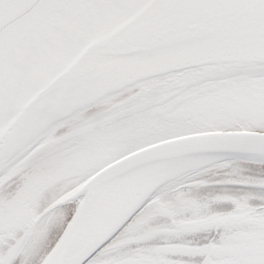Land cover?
Returning <instances> with one entry per match:
<instances>
[{
	"label": "water",
	"instance_id": "95a60500",
	"mask_svg": "<svg viewBox=\"0 0 264 264\" xmlns=\"http://www.w3.org/2000/svg\"><path fill=\"white\" fill-rule=\"evenodd\" d=\"M124 0H0V94L7 91L19 70L32 63L37 51L57 44L62 33L73 34V26L96 9H108ZM264 44V0H147L127 21L89 43L63 70L57 73L26 101L0 137V144L17 132L32 129L49 115L61 121L80 104H89L114 91L186 69L227 63H258L264 59H228L190 62L146 75L128 76L124 60L160 51L206 43L229 45ZM215 61V62H213ZM260 64V63H258ZM178 67V68H176ZM125 81L110 85L113 78ZM18 79V78H17ZM108 87H107V86ZM99 88V89H98ZM93 89V90H92ZM84 99H77L79 92ZM76 100L77 103H76ZM50 124V125H51ZM49 125V126H50ZM48 126V127H49ZM28 127V128H27ZM259 137L256 145L264 160V136L253 130H216L166 139L137 150L98 171L61 205L81 204L57 250L43 264H84L102 249L149 202L160 185L146 187L134 201H122L113 210L106 194L111 183L142 167L172 162L198 155H227L242 150L243 138ZM176 178V177H175ZM217 219L197 223L198 231L218 230ZM215 247L210 246L201 264H212Z\"/></svg>",
	"mask_w": 264,
	"mask_h": 264
},
{
	"label": "rangeland",
	"instance_id": "374dc122",
	"mask_svg": "<svg viewBox=\"0 0 264 264\" xmlns=\"http://www.w3.org/2000/svg\"><path fill=\"white\" fill-rule=\"evenodd\" d=\"M253 62L264 66V61ZM32 65L30 63L25 68ZM251 67L254 66L190 81L186 80L193 71L182 74L175 72L164 78L147 79L145 82L114 91L103 98L98 96L96 101L87 105L80 104L74 108H77L75 112L56 122L54 126L51 124L47 127L42 137L34 136L32 129L28 127L20 130L0 144V149L11 150L4 151L5 160L0 162V181L46 137L35 150L43 153L27 161V165L38 163L37 171L26 182L27 189L33 188L23 189L20 195L13 199L14 202L0 207V222L3 221L0 226L19 224V218L24 215L26 208L23 202L34 198L30 193L37 190L34 186L45 182L50 185L63 182V198H66L109 164L154 143L186 134L228 130L232 123H239L244 119L250 123L246 124V128H249L247 130L264 125V76H249L247 70ZM17 78H13L6 86L7 90L17 87ZM232 79H238L242 86H234ZM4 94L7 95L8 92ZM15 115L0 130V137ZM60 138L61 143L56 145L55 142ZM8 155L10 157L6 159ZM165 163L142 167L111 183L106 192L110 209L113 210L122 201L138 199L146 187L154 182L160 186L146 200L159 201L160 195L177 190L194 178L162 189L165 184L183 175H191L218 164V161L176 178L158 182L156 169ZM261 172L263 173L259 175L264 174V170ZM232 181L229 179L224 184L236 183ZM44 199L46 198L41 200ZM158 206L160 209L159 204H153L151 207ZM248 207L249 205H240L239 211L245 213ZM77 208V203H71L67 206H54L42 213L37 221L32 223L28 240L21 246L22 253H31L24 257L21 263L43 264L48 260L63 240ZM247 213L249 215L244 216L241 225H238L241 223L239 221L228 223L229 226L226 227L221 224L220 229L224 234L218 242L207 244L199 249L200 251H196V248L191 249V252H186L187 249L182 251L184 254L201 253L204 256L210 246L217 244L212 264H264V211L250 207ZM150 214L149 208L136 215L111 243L99 251L91 264L165 263L160 259L161 255H169L177 248H172L168 243L159 248L162 245L152 242L147 244L146 240L161 236L159 238L162 241H169L174 234L166 232L163 228L152 227L162 223L153 219ZM23 222L22 220L21 224ZM196 224L184 222L183 228L195 231ZM142 229L146 232H142ZM158 248L162 251H157Z\"/></svg>",
	"mask_w": 264,
	"mask_h": 264
},
{
	"label": "trees",
	"instance_id": "16d2710c",
	"mask_svg": "<svg viewBox=\"0 0 264 264\" xmlns=\"http://www.w3.org/2000/svg\"><path fill=\"white\" fill-rule=\"evenodd\" d=\"M257 65L259 64H214L190 68L184 71H180L179 73L182 74L183 72L193 71V73L189 76L188 80H186L190 81L200 78H209L213 75H221L228 72H232L237 69H244L250 66ZM168 75L170 74L163 75L158 78H164ZM232 80L233 81H231V83L234 86H242L238 79ZM245 83L247 84V82ZM245 83H243L244 86ZM207 84H210V82H207ZM246 124L250 123L244 119L242 122L232 123V127H230L229 129H249L245 127ZM255 127H264V125H259ZM61 138L55 142L56 145L61 143ZM42 153L43 151H34L24 162L11 169L2 179V181L0 182L1 208L6 207V204L9 205L14 202L15 198L20 195V191H22L23 189L31 190V188H33L30 187L29 189H27L26 182L33 175V173L37 171L38 163L29 165H27L26 163L33 157H36L37 155H40ZM240 167L241 166L236 163H233L231 167H228L227 165H224L222 163H218L205 169H202L198 172H194L191 175H183L167 183L166 185H164V187H162V189H167L175 184L185 182L191 178L194 179L187 181L185 185L180 186L177 190H170L167 193L160 195L159 197L161 198V200L153 201L152 203H149L144 207L142 211L150 208V216H152L153 219L159 220L162 223L160 225L155 224V226L151 224L152 227H154L155 229L163 228L167 230L166 232H172L174 234V237H171L169 241H162V239L159 238L161 236L146 240L147 244L151 242L158 243L159 245L168 243L169 245H171L172 248H177L173 251V253L169 255H161L162 257L160 259H163L165 262L163 264H175L176 260L178 259V254L184 253V251H182L183 249H187L186 252H191V249H193L194 247H191L190 243L192 241L202 239V237L197 234L204 232H200L198 230H189V228H183L184 222L187 224L194 225L201 220L213 218L218 219L221 222L223 221L222 225L225 227L229 226L228 223H235V221L241 222L238 225L242 224V221H244L245 219L244 216L249 215L247 211L251 207L248 202L249 197L245 195L244 192H242L246 189H243L240 186H231L233 184H224V182L228 181L229 179L231 181H235V184L245 182L239 171ZM243 167L248 169V175H259V173H263L261 171L264 170V167L258 168L257 166L251 164H245L243 165ZM46 183L47 182L43 183L40 186H34L35 188H37V190L30 192L32 196H34V198L32 200L23 202V205H25L26 208L24 210V215L19 218V224L0 226V264H14L17 258H20V261L22 262L24 257L29 256L31 253L26 255L22 253L21 246L28 240L27 237L30 230L29 228L32 226V223L37 221V219L42 213L51 210L54 206L61 205V201L65 199L63 198L65 194V190H63V182H55L52 185ZM216 183L229 186V190L233 191L234 194L221 193V190L219 188L211 186ZM261 184V187H264L263 180L261 181ZM44 197L46 199L42 201L41 199H43ZM81 200L82 198L72 202L68 201L67 205L71 203H79L80 205ZM153 204H159L161 208L159 209V206L151 207ZM224 204L234 205L232 210L228 211L230 215H228V212L221 211L217 207L219 205ZM240 205L244 207L249 205L245 213H243L244 211H239ZM155 216L157 217L155 218ZM22 220L24 221V224H21ZM2 222L3 221H1L0 223ZM6 222L7 221H5V223ZM142 230V232H146L144 231V229ZM219 230H221L220 227ZM222 234H224L223 231ZM117 235L109 243H111L117 237ZM206 245L207 244H205V246ZM196 249V251H200L199 249L201 248Z\"/></svg>",
	"mask_w": 264,
	"mask_h": 264
},
{
	"label": "bare ground",
	"instance_id": "6f19581e",
	"mask_svg": "<svg viewBox=\"0 0 264 264\" xmlns=\"http://www.w3.org/2000/svg\"><path fill=\"white\" fill-rule=\"evenodd\" d=\"M146 1L124 0L123 3L111 4L108 9H96L89 18L73 26L72 29L75 30L73 34L62 33L58 37L57 44H50L44 50L37 51L32 61L33 65L19 70L17 87L7 90V95L0 94V130L42 84L67 67L89 43L127 21ZM228 59H264V44L252 42L223 46L206 43L185 45L148 56L127 58L124 60V68L129 72L128 76H141L190 62ZM125 80L123 76L115 77L110 85H116ZM85 93L79 92L76 95L77 99H84ZM56 118L55 115L45 116L36 127L32 128V134L38 138L42 137L44 131ZM4 151L11 150L0 149V162L5 160L6 152ZM217 156H190L161 164L156 169L158 182L173 179L188 171L214 163L217 161ZM9 157V155L6 156V159Z\"/></svg>",
	"mask_w": 264,
	"mask_h": 264
},
{
	"label": "snow or ice",
	"instance_id": "6c2138e0",
	"mask_svg": "<svg viewBox=\"0 0 264 264\" xmlns=\"http://www.w3.org/2000/svg\"><path fill=\"white\" fill-rule=\"evenodd\" d=\"M10 2V0H5V3ZM213 2H224V0H213ZM248 3L256 4L259 0H246ZM247 74L252 77H261L264 76V66H254L247 70ZM247 127V126H245ZM235 130H241L236 128ZM251 130L256 131L261 136H264V127H254ZM244 143L242 150L231 152L227 155L217 156L218 163H222L231 167L233 163L239 164L241 167L239 169L244 183H237L231 186H240L243 189H246L244 192L245 195L249 197V205L256 209L257 211H264V187H261V181L264 180V174L260 175H248V169L244 168L243 165L251 164L255 165L258 168L264 167V161L261 160L258 151L256 150V145L260 143L259 137L253 138H243ZM212 187L219 188L221 193L234 194L233 191L229 190V186H225L220 183L211 185ZM219 210L228 212L231 211L234 205L224 204L217 206ZM197 235L201 236V240L192 241L190 243L191 247L194 248H203L205 244L218 242L220 236L222 235L221 230L212 229L204 233H198ZM100 249L94 252L91 256L85 260L84 264H91V261L98 255ZM203 260V254L201 253H180L178 254V259L175 264H201ZM14 264H21L20 258H17Z\"/></svg>",
	"mask_w": 264,
	"mask_h": 264
},
{
	"label": "flooded vegetation",
	"instance_id": "af4514ba",
	"mask_svg": "<svg viewBox=\"0 0 264 264\" xmlns=\"http://www.w3.org/2000/svg\"><path fill=\"white\" fill-rule=\"evenodd\" d=\"M160 245H162V246H160L159 248H163V245H164V244H160ZM159 248H158V249H159ZM159 250H161V249H159Z\"/></svg>",
	"mask_w": 264,
	"mask_h": 264
}]
</instances>
